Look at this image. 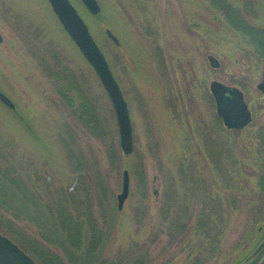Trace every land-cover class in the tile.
<instances>
[{
    "label": "rangeland",
    "instance_id": "rangeland-1",
    "mask_svg": "<svg viewBox=\"0 0 264 264\" xmlns=\"http://www.w3.org/2000/svg\"><path fill=\"white\" fill-rule=\"evenodd\" d=\"M96 1L93 15L69 0L120 87L132 152L122 153L111 102L48 1L0 0V91L14 104L11 110L0 102L2 159L23 177L38 172L63 188L101 182L98 210L108 222L96 253L104 264L141 257L148 264H258L264 226L250 223V212L264 186V94L256 89L264 60L250 36L231 27L212 0ZM229 1L241 9L245 0ZM243 13L242 27L264 32L262 14ZM213 80L242 91L248 126H223L209 92ZM218 151L223 172L210 160ZM123 170L129 192L118 210ZM169 194L188 209L171 212L180 215L178 232L163 220ZM203 211L211 220L205 226ZM22 227L35 235L29 223ZM48 249V260L80 264L79 252L70 261Z\"/></svg>",
    "mask_w": 264,
    "mask_h": 264
},
{
    "label": "trees",
    "instance_id": "trees-1",
    "mask_svg": "<svg viewBox=\"0 0 264 264\" xmlns=\"http://www.w3.org/2000/svg\"><path fill=\"white\" fill-rule=\"evenodd\" d=\"M242 2L244 5L241 9L233 6L234 3L231 4L229 0H214V3L212 0V6L224 14L226 22L231 27L250 36L256 54L264 60V32L249 25L242 27L244 10L257 11L264 16V0ZM216 122L218 128L220 119L215 116ZM259 138L261 144H264V137ZM220 156L221 151H218L217 155H211L210 160L213 161L216 171L223 172ZM2 157L0 152V233L30 255L37 264H64L58 255H53L54 258L50 260L44 257L46 252H50L48 249L50 246L57 247L70 261L74 258L73 252H79L77 262L80 264H104L100 259L98 260L99 255L96 253L104 242L102 229L106 228L108 222L105 214L98 210L104 200V196L100 195L104 188L101 182L95 183L94 188L90 185L80 188L77 184L63 188L55 185L53 181H47L46 176L38 172L34 175L28 173L23 177L5 154L4 160ZM258 188L262 193L260 198L262 202L256 210H251L250 223H258L263 227L264 186L259 183ZM166 201L167 213L163 220L169 222L174 231L178 232L183 228L180 215L178 218H172L171 212L176 210V207L187 212V205L173 194H169ZM203 206L205 207V204ZM208 212L201 213L204 226L211 221ZM23 222L32 226L34 236L22 227ZM94 253L95 260L92 259ZM120 263L121 261L114 262V264ZM132 263L148 264L149 261L141 257L134 259Z\"/></svg>",
    "mask_w": 264,
    "mask_h": 264
},
{
    "label": "water",
    "instance_id": "water-1",
    "mask_svg": "<svg viewBox=\"0 0 264 264\" xmlns=\"http://www.w3.org/2000/svg\"><path fill=\"white\" fill-rule=\"evenodd\" d=\"M58 21L65 32L79 49L82 56L92 67L103 86L114 111L118 133L119 146L123 154H130L133 149L132 128L129 118L127 104L123 98L120 87L112 75L108 62L94 41L87 26L77 14L74 7L68 0H47ZM85 8L93 15L100 10L96 0H80ZM106 35L118 44L117 38L106 29ZM2 38L0 36V42ZM209 65L212 68H218V60L212 56L207 57ZM256 89L264 94V70L260 82ZM209 91L214 100V106L217 116L227 129H242L251 122V112L244 101L242 91L234 86H228L218 81H211ZM0 102L14 109L11 100L0 91ZM129 192V175L126 170L122 172V188L117 194V209L121 210ZM264 241L261 242L262 247ZM257 248V249H258ZM0 264H36L35 261L21 250L8 237L0 233ZM264 264V258L258 263Z\"/></svg>",
    "mask_w": 264,
    "mask_h": 264
}]
</instances>
